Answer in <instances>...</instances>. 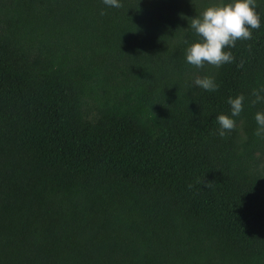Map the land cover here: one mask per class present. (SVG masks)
I'll return each instance as SVG.
<instances>
[{"label": "trees", "instance_id": "obj_1", "mask_svg": "<svg viewBox=\"0 0 264 264\" xmlns=\"http://www.w3.org/2000/svg\"><path fill=\"white\" fill-rule=\"evenodd\" d=\"M119 2L0 0V264H264V0L219 68L190 24L231 0Z\"/></svg>", "mask_w": 264, "mask_h": 264}, {"label": "clouds", "instance_id": "obj_2", "mask_svg": "<svg viewBox=\"0 0 264 264\" xmlns=\"http://www.w3.org/2000/svg\"><path fill=\"white\" fill-rule=\"evenodd\" d=\"M103 3L116 8L122 7L119 0H103ZM256 7V0H231L230 3L208 6L199 16L194 17L190 26L200 39L187 47V62L197 68H203L206 63L216 68L232 63L234 57L225 49L235 47L237 40H250L251 30L260 28V16ZM103 14L101 12V15ZM185 43L187 44L188 41ZM242 66L243 61L238 67ZM192 83L206 91L214 92L218 89L214 80L207 76H197ZM261 92H264V88L253 90L252 95L255 97L253 104L264 100ZM244 99L242 94L235 98L228 97L227 103L231 106V116L219 114L216 117L220 125L218 135L224 136L225 130L231 131L236 127V122L231 117L240 115ZM255 120L259 125L255 135L264 138V112H257Z\"/></svg>", "mask_w": 264, "mask_h": 264}]
</instances>
